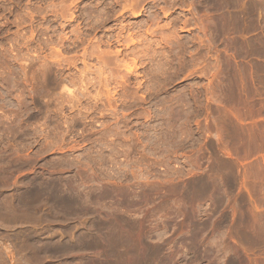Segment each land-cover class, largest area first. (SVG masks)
<instances>
[{
    "label": "rangeland",
    "instance_id": "obj_1",
    "mask_svg": "<svg viewBox=\"0 0 264 264\" xmlns=\"http://www.w3.org/2000/svg\"><path fill=\"white\" fill-rule=\"evenodd\" d=\"M0 264H264V0H0Z\"/></svg>",
    "mask_w": 264,
    "mask_h": 264
},
{
    "label": "bare ground",
    "instance_id": "obj_2",
    "mask_svg": "<svg viewBox=\"0 0 264 264\" xmlns=\"http://www.w3.org/2000/svg\"><path fill=\"white\" fill-rule=\"evenodd\" d=\"M258 167V166H257Z\"/></svg>",
    "mask_w": 264,
    "mask_h": 264
}]
</instances>
